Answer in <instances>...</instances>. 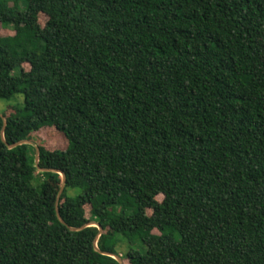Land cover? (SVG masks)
<instances>
[{
	"label": "trees",
	"instance_id": "trees-1",
	"mask_svg": "<svg viewBox=\"0 0 264 264\" xmlns=\"http://www.w3.org/2000/svg\"><path fill=\"white\" fill-rule=\"evenodd\" d=\"M20 93L0 264H264V0H0Z\"/></svg>",
	"mask_w": 264,
	"mask_h": 264
},
{
	"label": "water",
	"instance_id": "water-1",
	"mask_svg": "<svg viewBox=\"0 0 264 264\" xmlns=\"http://www.w3.org/2000/svg\"><path fill=\"white\" fill-rule=\"evenodd\" d=\"M0 116L3 117V121H4V127H3V130H2V138L5 141V128H6V125H7V117L4 114H2L1 112H0ZM20 144H31V145H33L36 148V158H35V162H36V166L38 167L39 170H41V171H53V172H58V173H61L62 174V176H63V184H62V187H61V189L59 191V194H58V199H57V213H58V217H59L60 221L62 223H64V224H66L65 220L61 216V214L59 212V209H58L59 199H60V197H61V195H62V193L64 191L65 185L67 183V177H66L65 172L62 171V170H59V169L40 167V165H39V162H40V148H39V146L35 142H33V141L29 140V139H24V140H21L19 142L14 143V144H9V146L10 147H15V146L20 145ZM87 226H97L100 229V234L103 232V227L98 222H90L88 224L83 225L82 227H70V229L73 230V231H78V230H81V229H83V228H85ZM96 249L98 251H101L99 249L98 245H97V241H96ZM103 253L104 254H107V255H110V256H113L121 264H125L122 256L116 255V254H113V253H110V252H103Z\"/></svg>",
	"mask_w": 264,
	"mask_h": 264
},
{
	"label": "rangeland",
	"instance_id": "rangeland-1",
	"mask_svg": "<svg viewBox=\"0 0 264 264\" xmlns=\"http://www.w3.org/2000/svg\"><path fill=\"white\" fill-rule=\"evenodd\" d=\"M47 21V17L46 15H41L40 16V23L42 25L45 24V22ZM2 33H10V31H6V30H2ZM29 66L25 65V69H28ZM24 103V95L22 93L20 94H16L12 99H0V112L3 114L8 107L13 106V105H23ZM54 134H51L50 132H46L44 134V132H40L39 134H37L35 137H33V139H31V141L35 142L37 145L39 144H48L49 140H52L53 138L56 139V141H60L57 145L58 147H63L65 146V141L63 142V138L60 136V138H56V136ZM61 174V173H59ZM62 176V174H61ZM63 178V176H62ZM62 184H63V180H62ZM62 187V185H61ZM59 194V192H58ZM159 199H161V197H159ZM151 212V211H149ZM87 215H89V209H87ZM157 232V231H155ZM123 247V244L120 246ZM123 250L125 249V247L122 248ZM125 251V250H124Z\"/></svg>",
	"mask_w": 264,
	"mask_h": 264
}]
</instances>
